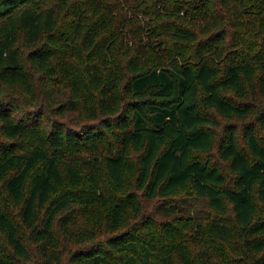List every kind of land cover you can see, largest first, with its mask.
<instances>
[{
    "label": "trees",
    "instance_id": "16d2710c",
    "mask_svg": "<svg viewBox=\"0 0 264 264\" xmlns=\"http://www.w3.org/2000/svg\"><path fill=\"white\" fill-rule=\"evenodd\" d=\"M0 264H264V0H0Z\"/></svg>",
    "mask_w": 264,
    "mask_h": 264
},
{
    "label": "rangeland",
    "instance_id": "374dc122",
    "mask_svg": "<svg viewBox=\"0 0 264 264\" xmlns=\"http://www.w3.org/2000/svg\"><path fill=\"white\" fill-rule=\"evenodd\" d=\"M150 208H152V207H150Z\"/></svg>",
    "mask_w": 264,
    "mask_h": 264
}]
</instances>
